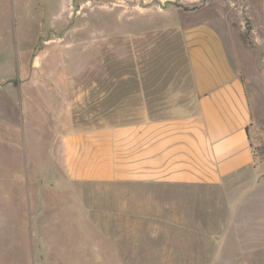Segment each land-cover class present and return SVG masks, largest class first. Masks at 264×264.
<instances>
[{
  "label": "rangeland",
  "instance_id": "rangeland-1",
  "mask_svg": "<svg viewBox=\"0 0 264 264\" xmlns=\"http://www.w3.org/2000/svg\"><path fill=\"white\" fill-rule=\"evenodd\" d=\"M250 2L0 0V264H194L191 229L209 226L219 195L71 180L61 137L95 126L97 89L149 80L188 90L179 34L164 28L183 18L220 32L264 120V52L248 35ZM114 102L104 109L128 106Z\"/></svg>",
  "mask_w": 264,
  "mask_h": 264
},
{
  "label": "crops",
  "instance_id": "crops-1",
  "mask_svg": "<svg viewBox=\"0 0 264 264\" xmlns=\"http://www.w3.org/2000/svg\"><path fill=\"white\" fill-rule=\"evenodd\" d=\"M245 16L252 44L264 52V0L247 4ZM164 28L179 34L189 89L149 80L97 89L95 126L61 137L60 165L86 183L213 192L221 218L211 207L210 227L191 229L194 264H264V158L255 154L264 148V120L253 114L244 68L233 65L209 21L183 18ZM168 55L177 64L173 49ZM110 96L128 106L105 110Z\"/></svg>",
  "mask_w": 264,
  "mask_h": 264
},
{
  "label": "built area",
  "instance_id": "built-area-1",
  "mask_svg": "<svg viewBox=\"0 0 264 264\" xmlns=\"http://www.w3.org/2000/svg\"><path fill=\"white\" fill-rule=\"evenodd\" d=\"M255 154H259L258 150H255Z\"/></svg>",
  "mask_w": 264,
  "mask_h": 264
}]
</instances>
